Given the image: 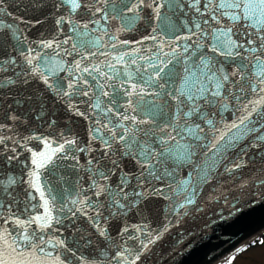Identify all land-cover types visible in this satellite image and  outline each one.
<instances>
[{
  "label": "snow or ice",
  "instance_id": "1",
  "mask_svg": "<svg viewBox=\"0 0 264 264\" xmlns=\"http://www.w3.org/2000/svg\"><path fill=\"white\" fill-rule=\"evenodd\" d=\"M29 8L47 34L0 20V264H137L148 225L130 220L153 197L195 195L264 148V0Z\"/></svg>",
  "mask_w": 264,
  "mask_h": 264
},
{
  "label": "water",
  "instance_id": "2",
  "mask_svg": "<svg viewBox=\"0 0 264 264\" xmlns=\"http://www.w3.org/2000/svg\"><path fill=\"white\" fill-rule=\"evenodd\" d=\"M6 3L12 15L0 13V20L20 25L30 38H36L42 32L47 34L51 28V20H45L30 8L24 10L28 0H6ZM36 17L43 21L42 25L36 24ZM59 116L61 120L67 119L62 111ZM262 153L264 148L245 145L243 150L233 153L229 161L230 164H241L242 168L233 175H227L223 170L220 173L213 171L208 183L201 184L195 195H192L191 188L187 191L177 189L176 192H168L165 188L164 192L172 197L171 202L153 197L148 219L144 221L135 217L130 220V223L148 225L143 229V235L140 232L135 234L139 239L130 259L139 255L137 264H212L241 241L263 230ZM188 198L193 203L189 204ZM40 211L42 213L43 209ZM78 223L88 227L83 219ZM117 227L111 225L113 234ZM61 235L68 236V233L61 230ZM93 239L95 241L96 237ZM85 255L95 258L92 249H88Z\"/></svg>",
  "mask_w": 264,
  "mask_h": 264
},
{
  "label": "rangeland",
  "instance_id": "3",
  "mask_svg": "<svg viewBox=\"0 0 264 264\" xmlns=\"http://www.w3.org/2000/svg\"><path fill=\"white\" fill-rule=\"evenodd\" d=\"M259 243L242 251L231 264H264V242Z\"/></svg>",
  "mask_w": 264,
  "mask_h": 264
}]
</instances>
